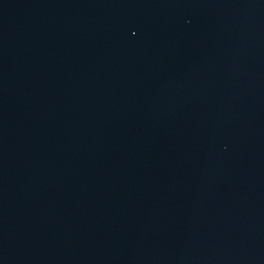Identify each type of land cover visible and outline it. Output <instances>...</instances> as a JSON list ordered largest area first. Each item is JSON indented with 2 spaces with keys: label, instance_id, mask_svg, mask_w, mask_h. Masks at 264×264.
<instances>
[{
  "label": "water",
  "instance_id": "1",
  "mask_svg": "<svg viewBox=\"0 0 264 264\" xmlns=\"http://www.w3.org/2000/svg\"><path fill=\"white\" fill-rule=\"evenodd\" d=\"M0 264H264V0H0Z\"/></svg>",
  "mask_w": 264,
  "mask_h": 264
}]
</instances>
